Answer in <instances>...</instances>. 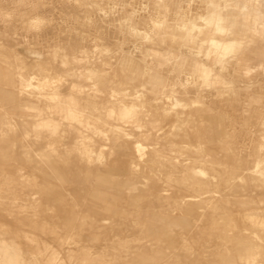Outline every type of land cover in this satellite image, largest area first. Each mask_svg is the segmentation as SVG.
Instances as JSON below:
<instances>
[{
	"label": "rangeland",
	"instance_id": "1",
	"mask_svg": "<svg viewBox=\"0 0 264 264\" xmlns=\"http://www.w3.org/2000/svg\"><path fill=\"white\" fill-rule=\"evenodd\" d=\"M0 264H264V0H0Z\"/></svg>",
	"mask_w": 264,
	"mask_h": 264
},
{
	"label": "bare ground",
	"instance_id": "2",
	"mask_svg": "<svg viewBox=\"0 0 264 264\" xmlns=\"http://www.w3.org/2000/svg\"><path fill=\"white\" fill-rule=\"evenodd\" d=\"M205 26H213L215 33L217 34H224L226 33L227 28L224 25V20H223V16H222V12H219L217 15H215V17L210 18V20L206 21ZM209 44L211 46H213L215 49H217L218 51H220L222 53V55L225 57L228 53H232V51L239 45L237 43H222L216 39L210 38L209 40ZM201 74L205 77H207V75L209 73H207V71H202ZM138 152V151H137ZM13 262V261H11ZM15 263V262H14Z\"/></svg>",
	"mask_w": 264,
	"mask_h": 264
}]
</instances>
